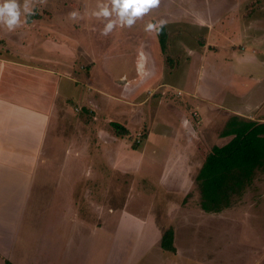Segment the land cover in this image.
Listing matches in <instances>:
<instances>
[{"label": "rangeland", "instance_id": "rangeland-1", "mask_svg": "<svg viewBox=\"0 0 264 264\" xmlns=\"http://www.w3.org/2000/svg\"><path fill=\"white\" fill-rule=\"evenodd\" d=\"M230 1L159 0L132 27L117 25L103 35L108 20L93 13L99 11L98 5L111 8L108 0H31L30 26L22 24L11 31L0 26L1 91L41 85L32 71L17 65L37 64L31 57L42 54L36 50L38 42L53 46L54 41L65 55L71 50L77 92L71 94L65 112L69 122L60 117L46 132L43 147L53 143L61 153L62 144L66 147L72 139L70 145L82 150L88 159L86 164L84 161L87 173L92 176L77 182L69 201L71 209L62 199L58 204L61 215L57 212L47 224L44 219L52 198L29 191L24 198L19 192L9 199L8 213L0 224V253L4 256H0V264H5L4 259L11 264H264V173L256 175L232 209L217 214L200 208L195 180L211 148L219 147V135L231 110L222 99L226 87L214 80L213 57L227 76L237 67L230 60L232 53L256 59L260 55L248 54L249 37L242 35L241 28L232 29L239 24L230 21L234 13L225 4L219 5ZM18 3L22 11L24 0ZM72 12L78 16L71 18ZM255 14L260 12L256 9ZM23 15L22 11L21 20ZM111 19H116L115 14ZM198 19H210L204 28L210 36L208 48L201 44L205 33L193 26ZM161 20L168 30L164 53L154 44L157 31H146L147 24L158 25ZM255 29L253 26L252 34ZM137 40L145 49L150 47L148 55H143L149 68L140 73L132 70L133 51L122 49L133 47L127 43ZM242 46L247 50L244 53L239 51ZM200 48L207 52L203 55ZM123 59L120 72L130 78L117 84L100 77L101 64H113L112 72ZM66 89L62 84L55 90L56 96L54 91L50 93L58 111H64L69 97ZM190 95L198 97L194 100ZM78 96L85 102L78 101ZM27 103L23 101L22 110ZM181 115L194 120L193 129L197 126L203 133L194 136L183 126ZM57 117L56 113V121ZM111 122L126 128L128 135L115 136ZM137 142L140 144L131 149ZM106 148L126 162L113 169ZM38 187L37 181L31 189ZM62 214L74 218L70 224L76 230L74 245L64 244L67 231L62 239L67 225ZM167 228L173 229L175 253L160 248Z\"/></svg>", "mask_w": 264, "mask_h": 264}, {"label": "crops", "instance_id": "crops-1", "mask_svg": "<svg viewBox=\"0 0 264 264\" xmlns=\"http://www.w3.org/2000/svg\"><path fill=\"white\" fill-rule=\"evenodd\" d=\"M222 4H225L226 8L229 10L231 9L232 13H234L230 14V21L232 23H239L234 25L232 29L237 30L241 28L242 35L249 37L247 38L250 39L248 54L251 56L260 55L256 59L249 56H239L238 53H232L229 55L230 60L232 65L236 63L237 67H233V70L227 76L223 75V68L220 67L219 64H215L216 57H213V66H211L215 78L214 80H216L218 85H221L223 82V85L226 87V93H223L222 99L223 103L231 109L228 110L230 114L229 118L238 116L244 121L262 124L264 123V0H232L228 3H221L219 5ZM254 4L256 9L260 12L259 15L255 14L256 9H254ZM248 5L254 8L248 9ZM207 21H210V19H198L196 22H193V26L195 25L198 32L205 33L206 40L203 42L204 44L201 43L205 48L209 47L207 45V40L210 38V36L208 37V30H204L207 26ZM24 26H30V23H26ZM253 26H256V29L252 34ZM162 28L165 30L166 41L168 30L165 29L164 26ZM157 39L158 44L156 42H154V44L158 45L161 51L159 33ZM40 42H38L37 45L39 46H36V50L42 53L41 56L36 55L31 57L37 64L17 65L25 66L29 71H32L34 76L40 79L39 83L41 85L37 88L32 85H24L21 86L17 92H12L11 90L1 91L0 88V224L3 220V214L8 213L9 199H12V197L19 194V192H21L24 198L29 191H36L42 197L52 198L44 219V222L47 224L48 220L56 217L55 215L60 209L58 204L62 202V199H65V206L69 205V210L71 209V203H69V201L71 200L72 202V197H74L73 193L77 188V182L82 181L84 177H86V179L92 178V176H89L90 174L87 173L89 172L88 165L85 167L88 159L85 158L81 149L76 150V145H70L72 139L67 142L68 145L66 147L62 144L64 150L61 153L56 148V144L52 143L46 148L43 147L46 132L50 127L57 125L60 117H63L66 122H69L66 120L68 115H65V112L69 110L67 106L71 103V94L77 92V89L74 81H72V75L75 74L72 73L73 64L72 54H70L71 50L68 51V55H65V53H62V48L58 43L53 41V46H40ZM131 43H127V45L133 47H122V49L130 48L133 51L132 55L134 57L132 56L133 59L131 58L132 70L136 69V71L140 73L142 69L149 68L148 64L144 62L145 59L143 55L145 53L148 55L150 47L148 49L146 47L145 49V46H140L142 42L139 40L135 43ZM214 48L222 50L223 46H216ZM225 51H231V49ZM239 51L244 53L247 50L242 46L239 48ZM107 52L109 51L107 50L106 53ZM150 52L151 51H149V54ZM195 52L196 51H194V53ZM201 52L204 55L207 51L201 49ZM106 53L104 52L103 54L105 55ZM103 54L100 58L104 56ZM119 54H122V52L120 51ZM220 59L221 58H218L216 62ZM124 64V59L122 63L119 61L117 65L113 66L114 71L112 72L110 70L113 64H101L102 67L99 68L100 71L98 70L99 75L101 78H107L111 81L114 80L115 83L118 84L123 81L122 78L126 80V77H131L130 75L124 76L121 74L120 70ZM93 69L95 70L96 67L94 66L91 70ZM92 79L93 75L90 74V81ZM62 84H65L67 87L66 93H68L69 97L66 100L64 111H58L52 102L50 93L52 91L55 92V90L58 89V85L61 86ZM54 94L56 96L57 92ZM190 96L194 100L198 97L196 95ZM201 99L204 98L199 97V100ZM77 100L85 102L82 96L80 100ZM23 101L28 102L24 110L21 109ZM56 113L58 115L57 121L55 119ZM52 119L54 120L53 122L51 121ZM181 120L183 126L192 130L194 136L196 132L203 133V130H197V126H194L193 129L192 126L195 124L194 120L188 121L184 115H181ZM84 123H86V125L89 124L87 121H84ZM231 138L232 137L220 138L218 141L219 147L225 145ZM106 150V158L109 162H112L113 169H117L116 167H118V165L126 162L120 154L114 153L112 148H106ZM80 163H83V168ZM78 165L80 168H78ZM83 172H85L84 175H82ZM37 181L39 187L36 190H32L31 187L36 185ZM12 182H16L17 185L14 186L11 184ZM66 199H68V201ZM229 209H232V207ZM10 212H12V210H10ZM59 213L61 215V212ZM70 217L72 216L66 217V215L62 214V218H65L67 221L66 228L62 233V239H64V234L67 231L64 244L71 246L74 245L73 234L76 230L70 225L73 223L72 220L74 219ZM58 218L59 217H57V219ZM0 256L4 258L2 253H0ZM4 260L9 261V259Z\"/></svg>", "mask_w": 264, "mask_h": 264}, {"label": "trees", "instance_id": "trees-1", "mask_svg": "<svg viewBox=\"0 0 264 264\" xmlns=\"http://www.w3.org/2000/svg\"><path fill=\"white\" fill-rule=\"evenodd\" d=\"M28 17L27 23H31ZM161 51H165V30L159 28ZM109 126L114 135L123 138L128 130L118 123ZM224 130V131H223ZM220 138L232 137L221 147H212L195 177L200 193V208L206 213L217 214L232 207L251 186L258 173H264V123L244 121L232 116L227 121ZM131 148L135 149L139 143ZM164 252L175 253L173 229L167 228L160 239ZM5 264H11L5 260Z\"/></svg>", "mask_w": 264, "mask_h": 264}, {"label": "clouds", "instance_id": "clouds-1", "mask_svg": "<svg viewBox=\"0 0 264 264\" xmlns=\"http://www.w3.org/2000/svg\"><path fill=\"white\" fill-rule=\"evenodd\" d=\"M111 8L107 4L99 7V11L93 13L96 18L104 17L108 20L102 34L107 35L117 25L121 27H132L136 19L143 17L150 9L158 6L159 0H108ZM22 11L24 19L21 20ZM21 11V5L18 0H0V26L7 28L9 31L27 23V19L31 16L32 7L31 0H24ZM115 14L116 19L111 17ZM71 18L78 16L77 12L69 14ZM166 22L161 20L157 24L149 23L146 25V31L157 30L162 28Z\"/></svg>", "mask_w": 264, "mask_h": 264}]
</instances>
